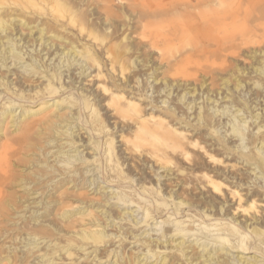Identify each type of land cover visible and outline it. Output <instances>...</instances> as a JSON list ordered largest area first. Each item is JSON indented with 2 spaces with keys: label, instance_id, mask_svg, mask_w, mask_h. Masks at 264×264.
<instances>
[{
  "label": "bare ground",
  "instance_id": "bare-ground-1",
  "mask_svg": "<svg viewBox=\"0 0 264 264\" xmlns=\"http://www.w3.org/2000/svg\"><path fill=\"white\" fill-rule=\"evenodd\" d=\"M131 1L134 8L121 5L125 18L116 20L99 10L100 0H0V61L7 69L0 77L11 72L10 65L27 63L15 70L7 91L0 89V132L8 119L16 124L64 105L63 113L55 110L53 119L25 131L21 174L11 168L8 149H0V238L8 231L7 217L19 210L14 189L34 182L44 212L34 211L22 228L33 237L24 246L34 239L30 245L45 259L39 264H55L59 256L72 261L87 245L97 257L103 244L102 264H264V0ZM61 55L62 63L45 62ZM74 56L82 60L80 75L94 69L87 75L92 86L80 87L83 80L76 86L80 77L58 72L65 63L71 71ZM241 57L253 60L248 64ZM159 70L168 75L158 78ZM27 72L46 78L25 85ZM1 85L8 88V80ZM39 96L44 106H21L17 113L18 101L33 104ZM70 114L77 115L80 141L101 151L108 167V186L96 189L118 186L106 202L133 204L102 210L109 212L107 220L93 206H80L92 201L82 188L85 173L93 171L86 166L99 168V156L78 147L69 154L59 146L54 161L38 157L44 144L56 141L54 131L61 135L57 125ZM67 125L73 135L72 123L60 127ZM70 183L72 189L56 194ZM123 220L132 227L118 225ZM152 224L156 239L144 229ZM109 225L119 229L110 232ZM42 239L49 240L40 247ZM128 240L144 245L141 253L127 251ZM12 257L4 259L12 264Z\"/></svg>",
  "mask_w": 264,
  "mask_h": 264
},
{
  "label": "rangeland",
  "instance_id": "rangeland-1",
  "mask_svg": "<svg viewBox=\"0 0 264 264\" xmlns=\"http://www.w3.org/2000/svg\"><path fill=\"white\" fill-rule=\"evenodd\" d=\"M133 2L134 1H131V0H100L101 5H100L99 10H101V12H103L105 14H111V16L113 18H115L116 20L117 19H124L125 16H124L123 12L120 10V6L125 5L127 7L134 8ZM23 28H24L25 34L27 35L29 32L28 26L25 27V25H24ZM137 31H138L137 33H139V30H137ZM14 33H16V32H14ZM34 33H35V31H34ZM137 33L135 32L133 34H135L137 36L138 35ZM3 35H4V33H3ZM119 35H122V34L120 33ZM15 37L17 38L18 41L20 40V36H15ZM22 43H23V41L21 43H19V46L22 45ZM46 44L47 43H45L42 47L46 46ZM8 45L9 44H7L6 47H8ZM42 47L38 46V49L41 50ZM2 48L3 47H1V50H2ZM29 49H31V48H29ZM45 52L46 51L42 50L41 54L44 55ZM0 54L2 55V53H0ZM25 57L28 58V55L26 54ZM60 57H61V59H57L56 62H55V59L48 61V59H47L48 57H46L45 62L50 63L51 67H52V66H54V63L56 64L59 61H60V63H62V61L64 60L63 55H61ZM74 58H76V56H74L71 59V61H73ZM79 58L80 57L76 58L75 63L71 67V71L68 72V69H67L68 66H66L67 63H65V66L62 69H59L58 72L60 73L63 71V75H68V76L73 75L74 77L75 76L80 77L78 82L75 83L76 86H79V84L82 80H83V82H81L80 87L84 86L86 88V87H88V85L92 86L94 84V82L90 83L87 80V79H89V77H87V75L90 73H92L94 75L95 74L94 69L93 70L88 69V70H86L84 75H80L79 70H76L77 68H79L81 66L82 60H80ZM240 59L242 60V62H246L248 64L251 63V61L253 60L251 57H248V58L241 57ZM10 60H11V58H9L7 62L9 63ZM78 60H80L79 64H78ZM4 62L5 61L3 59H2V61H0V75H1V72L5 73L7 71L6 67L2 66V63H4ZM230 63H231V65L235 64L232 61H230ZM230 63H228V64H230ZM25 64H27V63L26 62L24 64L20 63L17 65V67L15 65H10L9 68H10L11 72L7 73V76H5L4 78L0 77V89H3V91H7L9 89V83H12L13 79L16 77V75H13V73L15 72V70L17 68H19L20 66L25 65ZM242 64H244V63H242ZM82 66L85 69H87V66H85L84 62L82 63ZM51 67L49 68V74L52 73V71L50 70ZM22 68H24V67H21V69ZM161 72H162L161 70L158 71V74H157L158 78H161L164 75L165 76L168 75L167 71H165V73H161ZM32 74L33 73L30 74L29 72L25 73V75H26L25 85L34 86V85L39 84L41 81H44L46 78L44 76V74H42L40 76L39 75L33 76ZM1 78H2V80H1ZM90 78H92V77L90 76ZM197 78H198L199 82L202 81L201 75H199ZM3 80H5V81L8 80V88H7V85H1V82ZM150 80H152V79H150ZM68 81L72 82L71 79H69ZM214 83L217 86L219 84V81L214 79ZM66 88L67 87H65L64 89H66ZM93 88H95V86ZM42 93H44V91L41 90L40 94H42ZM28 97H30V96H28ZM37 98L39 100L33 104H29L28 101H24V100L18 101L16 103V106H18L17 107V113L20 112L21 106H22V108L29 107L31 109L32 108L37 109L40 106L41 107L44 106L43 102L46 100H43L41 98V96H39ZM24 99L26 100V98H24ZM200 101H202V99L199 100V102ZM7 105H10V104L8 103ZM63 106L59 107L60 110L55 109L54 106H51V107L49 106L48 108H45L44 110H41L40 112H37L35 115L34 114L30 115L27 119H24L22 122H20V119H18L17 120L18 123H16V124L11 123L9 119L7 121H5V124L3 125V129L0 132V149H5V148L8 149L9 158L11 159L12 164H13V166L11 168L15 169L17 174H21L20 172H22L21 169L23 168L21 165L23 163H25L24 161L26 160V158L22 155V151L20 149L21 140H22V137H23L25 131L28 129L30 131H34L38 128V126H40L41 124H44L45 121H49V120L53 119L52 116H53V112L55 110H58L61 113H63L64 112ZM74 112H76L75 106L72 107V113H74ZM85 112H87V111L85 110ZM89 113L90 112H87V115H89ZM110 113L111 112L109 111L108 114H110ZM108 114H107V116H108ZM76 117H77L76 114L73 117H72V114H70V116L68 117L66 122H62V123L57 125L59 127L60 132H62L61 135H60V133L57 134L54 131L52 136H54V139L56 138V141L50 142L48 144L47 143L44 144L45 148H43V150H41V151L38 150V154H39L38 157L40 159L45 160L44 157L47 156V157H49V162L54 161V159L57 156L55 153H57V151L59 150V146L61 149L64 150V152L69 151V154H73L76 147H78V150L85 149L84 150L85 154L86 153H89V154L94 153L95 155L99 156L100 157L99 159H101V164H99V168L96 167V165L86 166V167H88V169H92L93 171L85 173L87 183L85 184V187L82 188V191L85 192V198L88 199V201L89 200H92V201H89L88 203H81L80 206L83 208L86 205L93 206L97 210L96 212L99 213L104 218V220H107L109 212L104 213L102 210H109L111 205L115 209H118V208L123 209L127 206L131 207V206H133V204L130 203V201H128V203H124L123 201H118L117 198H112L110 201L106 202V200L109 199V196H110L109 193L117 192L118 186L117 187L109 186L105 189L101 188V191L96 189L98 187V185H101L103 187L108 186L107 183H104V178H103V174L105 172L107 165L105 163V160L102 159V157H101V155H102L100 153L101 151L95 152L94 150H92L90 148H86V146L83 145L84 141H80L81 138H80L79 131H78V127L80 126V124L75 123L74 119ZM115 118L113 116V118H110V119L107 118V120H110V122H113L114 120H116ZM70 123H72V126L74 127L73 130L75 131L73 135H69L68 134L69 132H66V129H68L67 127H69V125L63 127L62 129L60 127V126L70 124ZM81 132H86V129H83ZM126 132H127V130H126ZM87 134L88 133H86L85 136H88ZM120 134H121V132L118 131L116 135L120 136ZM118 139H120V137H118ZM73 141H75V143H73ZM118 146L120 147L121 144L119 143ZM13 152H14V155L12 156ZM64 152L59 153V156L63 157L62 159H64V155L67 154ZM60 165H63V164H60ZM41 166L42 165H39V167H41ZM45 168H46V166H45ZM94 168H95V170H94ZM148 171H149V169H148ZM162 171H163V169L159 170V172H162ZM55 173L59 174L58 171H56ZM72 174L73 173H71V175ZM66 176H67V174L58 175L56 177V180L64 179ZM47 177L48 176L41 177V179H43V178L46 179ZM93 177H95L96 180L94 182H90V179H92ZM77 178H79V181H81V178L79 175H77ZM48 184H51V182H49ZM34 185H36V184L33 182V183H31V187H27V189H24L23 187H20V186L17 187L16 189H14L16 194L14 192L13 196H16L15 200H16V203H17L19 210L18 211L12 210V214L9 217H7V220L5 221L4 225L6 226V228H8V231L5 232V234L0 238V264H10L7 260L4 259V257L8 253L13 256L11 258L12 259L11 261L13 262L12 264H39V261L45 260V259H42L39 257V255L41 253L37 251L38 249L36 247L33 249L34 245H30L34 239L32 241L28 242V243H30L28 246H24L25 243H27L24 241H26V239H30L33 237H30V235H28L26 233V231L23 230L22 226H24L27 223H31L30 220H31L32 216H35L34 211L38 210L37 215H40L44 212V209L42 208L43 203L39 202L41 199V193H33L34 190L31 189L32 186H34ZM72 185H73V183H70L67 186H59L60 187L59 191L56 192V194L58 195V193L60 191L64 190L66 187H68V188L70 187L69 189H72ZM51 188H52V185H50V187L47 188V190H48L47 194L45 193L43 195L45 200H47V198H50L49 190H51ZM70 191L71 190H68V192H70ZM56 194H55V196H52V194H51V198H56ZM19 196H21V197H19ZM115 204H118V205H115ZM133 209H136V207H134ZM135 214L136 215L139 214L138 209L135 212ZM95 219H97V221H98L97 216H95ZM112 220H113V217L110 218V221H112ZM116 221L117 220H115V222ZM119 222H121V223L117 222L118 225L122 224V223H126L128 228H129V226L132 227L131 223L128 222V220H123V221H119ZM32 223H33V220H32ZM35 223L38 224V222H35ZM155 226L156 225L152 224L150 226H145L146 228L144 227V229H151V230H148V233L155 234L152 238L156 239L159 233H157V231L152 230V228H155ZM117 228L119 229V227H115L113 225H109L107 227V229L110 232H111V230H114V229L116 230ZM153 232H156V233H153ZM17 234H22V235H21V237H19V235H18V238H17L16 237ZM58 236H59V234H58ZM47 240H49V239L40 240V241H42L40 247L45 245ZM113 240H114V242H116L118 240V238H115ZM55 242H56V240L53 241V243H55ZM124 243L125 244L129 243L127 246V251H131V250L139 251L140 250V253H141V251L144 248L143 247L144 245H140L141 243H131L129 240L125 241ZM110 244L111 243L109 242V243H107L106 246H111ZM121 244H123V243H121ZM29 247H31L33 250L31 252L25 253V255H23L22 251L26 252ZM87 247H89L87 250L80 251L81 255L77 254L76 256L74 255L72 257H69V258H72V261H70V259H67L65 261H61V259H60L61 256H59L58 260L55 264H79V263L80 264H102V261L99 258H100V254H102L104 252L105 245L103 244L102 246H100V249L98 250V253H97L98 254L97 257H95L96 253H92L89 255V253L92 252L94 247H92L91 245H87ZM112 247H113V244L110 247V249ZM114 247H119L120 250L122 251L123 246L120 245L119 243H116L114 245ZM47 249H50V248H47ZM11 250H13V251H11ZM66 256L67 255L65 254V257ZM103 260H106V259H103ZM112 260H111V262H112ZM43 264H47V263H43Z\"/></svg>",
  "mask_w": 264,
  "mask_h": 264
}]
</instances>
